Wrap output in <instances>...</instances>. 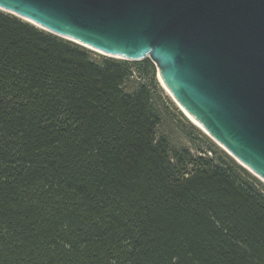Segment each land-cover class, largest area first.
<instances>
[{"label":"trees","instance_id":"1","mask_svg":"<svg viewBox=\"0 0 264 264\" xmlns=\"http://www.w3.org/2000/svg\"><path fill=\"white\" fill-rule=\"evenodd\" d=\"M155 73L0 9V264H264V183Z\"/></svg>","mask_w":264,"mask_h":264},{"label":"water","instance_id":"2","mask_svg":"<svg viewBox=\"0 0 264 264\" xmlns=\"http://www.w3.org/2000/svg\"><path fill=\"white\" fill-rule=\"evenodd\" d=\"M0 9L98 53L150 58L174 101L264 183V0H0Z\"/></svg>","mask_w":264,"mask_h":264},{"label":"rangeland","instance_id":"3","mask_svg":"<svg viewBox=\"0 0 264 264\" xmlns=\"http://www.w3.org/2000/svg\"><path fill=\"white\" fill-rule=\"evenodd\" d=\"M155 77L158 80L157 71L155 73ZM158 82H159V80H158ZM159 85L161 86V88L163 87L160 82H159ZM162 89L164 91V94L173 103V105H170L168 103L166 105L167 106V114L164 118L162 129L169 135V137L173 143L184 144V145L189 146L192 149H195L197 147H201V148L204 147V143L202 142L200 137H198L194 134H189L187 126L182 122V120L178 117V115H176L177 110L180 111L187 119H188V116L184 114L182 109L174 101V99L169 95V93L166 92L164 87ZM199 129L203 132V130L201 128H199ZM215 144L218 147H220L221 149H223L216 142H215Z\"/></svg>","mask_w":264,"mask_h":264},{"label":"bare ground","instance_id":"4","mask_svg":"<svg viewBox=\"0 0 264 264\" xmlns=\"http://www.w3.org/2000/svg\"><path fill=\"white\" fill-rule=\"evenodd\" d=\"M100 52V54H103V55H106V56H108V53H105V52H102V51H99ZM158 80H159V82L161 83V85L164 87V89L166 90V92L167 93H169V91L166 89V87L164 86V84L162 83V81L160 80V78H158ZM162 87V88H163ZM169 95H170V93H169ZM171 96V95H170ZM172 97V96H171ZM173 98V97H172ZM176 102V101H175ZM178 104V103H177ZM179 105V104H178ZM181 109H182V111L184 112V114L185 115H187L188 116V119L194 124V125H196V126H198V127H200V125L197 123V121H195L181 106H179ZM201 128V127H200Z\"/></svg>","mask_w":264,"mask_h":264}]
</instances>
